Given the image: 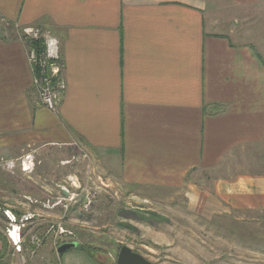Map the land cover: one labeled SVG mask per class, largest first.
Listing matches in <instances>:
<instances>
[{
    "label": "crops",
    "instance_id": "obj_1",
    "mask_svg": "<svg viewBox=\"0 0 264 264\" xmlns=\"http://www.w3.org/2000/svg\"><path fill=\"white\" fill-rule=\"evenodd\" d=\"M262 1L0 0V21L12 28L0 35V157L80 145L99 172L102 204L107 191L146 200L186 187L202 215L264 218V19L253 33L239 28L238 41L206 19L213 10L227 21L259 16ZM15 26L60 40L66 90L57 112L33 91ZM58 192L49 227L84 228L77 195ZM57 259L112 264L76 247Z\"/></svg>",
    "mask_w": 264,
    "mask_h": 264
},
{
    "label": "rangeland",
    "instance_id": "obj_2",
    "mask_svg": "<svg viewBox=\"0 0 264 264\" xmlns=\"http://www.w3.org/2000/svg\"><path fill=\"white\" fill-rule=\"evenodd\" d=\"M224 14L225 10L210 11L206 15L207 22L217 20L220 23L216 25L227 28L236 41L239 28L253 33L256 22L263 23L264 19V11L257 16L252 10L251 14L239 17V21L237 18L227 21ZM10 30L8 24L0 21V35H9ZM77 147H26L19 156H14L16 159L0 157V226L9 252L3 260L5 264H58V242L71 240L101 248L103 252L94 254L98 258L106 257L112 264H116L121 245H128L152 264H264V218L202 215L195 210L196 203L186 187L172 192L157 191L158 198L146 200L128 194L122 198L114 195V191H107L104 192L107 201L102 204L100 191L105 190L95 189L100 185L99 172L83 148ZM258 159L261 156L255 155L247 161ZM7 160L11 162V170L2 166ZM197 177L209 178L207 174H197ZM72 181L76 185H72ZM58 186L79 198L74 204L78 207L75 214H81L78 219L84 228L72 234H58L55 239L48 233L43 235L44 241L39 246L27 243L22 252H16L6 234V212L16 221L25 214L31 216L25 222V238L31 232L41 234L49 227V195L55 202L60 195ZM83 197L89 203L82 202ZM61 202L58 207H64L66 213L69 206ZM152 213L156 217L151 216Z\"/></svg>",
    "mask_w": 264,
    "mask_h": 264
},
{
    "label": "built area",
    "instance_id": "obj_3",
    "mask_svg": "<svg viewBox=\"0 0 264 264\" xmlns=\"http://www.w3.org/2000/svg\"><path fill=\"white\" fill-rule=\"evenodd\" d=\"M15 35L25 48L27 62L32 72V86L38 96L39 102L47 109L57 112L66 90L60 40L50 30L39 26H15ZM24 163L25 161H22V164ZM10 165L11 162L7 161L2 166L11 170ZM72 185H76V182L72 181ZM85 203L87 204L89 201L86 199ZM84 207L86 208L87 206ZM6 214L8 217L6 234L8 241L11 242L16 252H22L27 243L34 244L36 247L39 246L43 242V235L48 233L50 235L51 232H53L54 239L58 234H72L63 227H58L56 231L48 227L41 234L31 232L25 238L26 233L25 231L23 232L25 222L31 216L25 214L16 221L8 212ZM16 252L13 254H16Z\"/></svg>",
    "mask_w": 264,
    "mask_h": 264
},
{
    "label": "water",
    "instance_id": "obj_4",
    "mask_svg": "<svg viewBox=\"0 0 264 264\" xmlns=\"http://www.w3.org/2000/svg\"><path fill=\"white\" fill-rule=\"evenodd\" d=\"M64 192V191H63ZM77 246L76 241H65L57 245L56 251L58 254L75 248ZM116 264H152L141 253L134 251L128 245H121L115 259Z\"/></svg>",
    "mask_w": 264,
    "mask_h": 264
},
{
    "label": "trees",
    "instance_id": "obj_5",
    "mask_svg": "<svg viewBox=\"0 0 264 264\" xmlns=\"http://www.w3.org/2000/svg\"><path fill=\"white\" fill-rule=\"evenodd\" d=\"M155 216V213H152L151 216ZM0 240L2 243V247L0 249V264H5L2 259L5 258V256L8 255V244H7V240H6V236L1 232V226H0ZM44 241V240H43ZM61 242V241H60ZM58 242V244L60 243ZM31 247V246H30ZM57 247V246H56ZM32 248H34V246H32ZM77 249L83 250L84 252H86L88 255H90L91 257H94V252H101V248H97L95 246L92 245H81L78 244L76 246ZM120 248V247H119Z\"/></svg>",
    "mask_w": 264,
    "mask_h": 264
},
{
    "label": "bare ground",
    "instance_id": "obj_6",
    "mask_svg": "<svg viewBox=\"0 0 264 264\" xmlns=\"http://www.w3.org/2000/svg\"><path fill=\"white\" fill-rule=\"evenodd\" d=\"M12 234H14V233H12Z\"/></svg>",
    "mask_w": 264,
    "mask_h": 264
}]
</instances>
